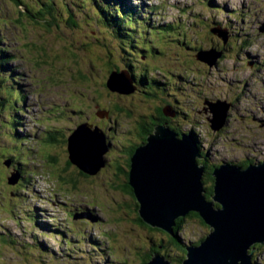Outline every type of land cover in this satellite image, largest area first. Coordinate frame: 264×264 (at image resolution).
<instances>
[{
	"label": "rangeland",
	"instance_id": "obj_1",
	"mask_svg": "<svg viewBox=\"0 0 264 264\" xmlns=\"http://www.w3.org/2000/svg\"><path fill=\"white\" fill-rule=\"evenodd\" d=\"M99 3L106 11L97 9ZM114 11L128 25L117 26L125 31L123 43L95 16L105 20ZM263 22L264 0H0V63L7 79L0 77V264H141L158 244L159 254L181 264L174 258L182 251L166 231L139 224L134 205L125 206L127 195L113 187L123 164L118 153L140 142L134 120L155 109L148 103L156 91L172 94V104L189 111L182 127L195 128L208 164L264 161ZM214 29L226 31L237 46L224 45ZM234 30L238 35H230ZM199 46L226 49L210 66L197 59ZM72 68L87 78L77 81ZM116 68L163 88L111 91L106 80ZM119 79L130 88L125 76ZM218 101L231 106L215 131L211 105L218 113ZM115 103L125 111H115ZM83 122L102 127L107 145L113 142L98 172L83 176L75 189L58 177L68 162L64 142ZM52 136L61 141L48 142ZM182 228L186 247L211 231L197 217ZM253 260L264 264V246Z\"/></svg>",
	"mask_w": 264,
	"mask_h": 264
},
{
	"label": "water",
	"instance_id": "obj_2",
	"mask_svg": "<svg viewBox=\"0 0 264 264\" xmlns=\"http://www.w3.org/2000/svg\"><path fill=\"white\" fill-rule=\"evenodd\" d=\"M259 30L264 32V22ZM213 32L227 42L226 31ZM221 56L222 52L212 48L200 51L197 58L212 66ZM122 75L129 80L130 88L119 79ZM107 87L125 94L137 89L130 74L124 71L111 72ZM218 102L222 105L218 113L208 102L215 115L211 118L215 131L224 126L231 106L226 101ZM196 142L192 133L180 136L174 129L160 125L136 149L131 158L129 184L139 204L138 212L148 225L171 234L176 219L191 211L200 214L211 231L199 244L187 246L182 264H255L254 246L264 244V161L246 167L221 163L213 171V193L208 199L203 182L205 165L198 161L203 154ZM107 149L104 133L98 127L91 129L87 122L79 124L68 138L70 161L88 174L97 173L105 163ZM145 264L172 263L156 253Z\"/></svg>",
	"mask_w": 264,
	"mask_h": 264
},
{
	"label": "trees",
	"instance_id": "obj_3",
	"mask_svg": "<svg viewBox=\"0 0 264 264\" xmlns=\"http://www.w3.org/2000/svg\"><path fill=\"white\" fill-rule=\"evenodd\" d=\"M74 1V0H73ZM94 2H97V1H94ZM85 3H86V1H85ZM19 6H21V7H24V5H23V3L21 2H19ZM101 9V11H106L105 10V8H104V6L101 4V3H99V5L97 6V9ZM97 9L95 10V12L97 11ZM108 9V8H107ZM71 10V9H70ZM71 12V11H70ZM95 16H99V18H102L101 20H102V22H101V24H104V25H102L103 27H104V29L105 30H107V31H110L111 32V34H112V36L115 38V39H119L120 40V42L121 43H123L124 42V40L122 39V37H124V34H125V31L124 32H122V34H120L119 33V28H122V27H127L128 25H127V23H126V21H125V18H120L121 16L116 12V11H114V13H112V12H110V15H107V16H105L106 17V19L104 20V17L100 14V15H98V13H95ZM86 19V18H85ZM87 20V19H86ZM20 22V21H19ZM131 23V22H130ZM215 24H217V25H219L220 23H218V22H216ZM127 25V26H126ZM172 24H170V27H169V29H171V30H173L174 29V25H172ZM117 26H119V28H117ZM132 26V25H131ZM129 26L132 30H135L134 29V27L132 26ZM128 28V27H127ZM117 31V32H116ZM213 32V31H212ZM142 33H144L143 31H142ZM214 33V32H213ZM130 34V33H129ZM215 34H217V33H215ZM230 35H238V32L236 31V30H234V31H231L230 32ZM117 36H119V37H121V38H118ZM219 36V35H218ZM220 37V36H219ZM221 38V37H220ZM121 39H122V41H121ZM135 39V38H134ZM222 39V41H223V44L224 45H228V47H231L232 49H234L236 46H237V43H231L230 41H231V36L228 38V40H227V42L225 43L224 42V40H223V38H221ZM136 41H137V44H136V47H138V44H139V41L136 39ZM126 42H127V40H126ZM244 43H247V41L246 40H244L243 41ZM243 42H241V44L243 43ZM129 43H131V42H129ZM133 45V44H132ZM193 46V45H192ZM123 47H125V48H128V45H123ZM224 47V46H223ZM222 47V48H223ZM139 48V47H138ZM155 49V48H154ZM154 49H153V51H154ZM198 51H197V56H198V54H199V52L200 51H202V50H204V49H202V47H198ZM213 49H217L218 51H220V52H222V54H223V49H226V48H223V49H218V48H214L213 47ZM5 50V49H4ZM3 50V51H4ZM132 50H134V49H132ZM142 51H147V50H144V49H142ZM127 52V51H126ZM5 53V52H4ZM3 53V54H4ZM67 56V55H66ZM196 56V57H197ZM64 57V56H63ZM11 58H12V56H11ZM62 59H64V58H61V61H62ZM198 60H200L199 58H197ZM201 61V60H200ZM60 63V62H59ZM1 65H0V73H1V76L0 77H2V81H6L7 79H6V77H4V76H6V75H4V71H5V68H4V65L2 64V63H0ZM130 68H133V67H130ZM82 70V69H81ZM124 69H119V68H116V69H112L111 70V72H113V71H123ZM68 71L72 74V77L73 78H75V79H77V81L78 80H81L82 81V79L83 80H85L87 77H86V75L82 72V74H79V75H73V68L72 69H68ZM3 73V74H2ZM17 77V75H15V74H12L11 73V76L9 77V79H11V80H14L15 81V78ZM132 78H133V81H134V84L136 85V91L137 90H139L140 92H142V89H143V87L145 86V84H150L151 86H155V87H157V88H163V87H161V86H157L156 84H155V81H154V83H152L151 81H153V80H151V81H148L147 80V78H145V76H142V74H141V76L140 77H138V75L136 74V73H134L133 74V76H132ZM179 78H182L181 76H179ZM106 86H107V80H106ZM153 89V88H152ZM166 90V88L164 87V91ZM160 92H163V91H160ZM146 93V92H145ZM148 94V93H147ZM150 94H152L154 97H157L158 99H159V101L161 102V103H168V104H172V100L170 99L171 98V96H172V94H168V95H166V96H159V92H153V93H150ZM175 99H177L176 97H175ZM125 108L126 107H122V106H120L118 103H115V105H114V109H115V111H117V112H122V111H125ZM182 109H184L183 107H181ZM177 109V107H175V110ZM180 109V108H179ZM181 110V109H180ZM185 110V109H184ZM177 111V110H176ZM185 113H189V111H187V110H185L184 111ZM183 111H181V114H182V117H183V115L185 114ZM144 117H146V116H144V115H141L139 118H137V119H135L134 120V128H136L137 129V127L139 128V129H143V127H141V125L142 124H145V122H144V120H143V118ZM190 117L192 118V115H191V113H190ZM191 122V121H190ZM180 124V127H178V128H175L176 130H177V132L179 133V135L181 134V133H183V132H186V133H192V134H194V136H196V141H197V144H198V146L200 145V140H199V138H197V132L195 131V128L193 127L191 130H189V131H186V130H184L183 129V127H182V124L181 123H179ZM178 126V125H177ZM141 131V130H140ZM183 131V132H182ZM142 132V134L144 135V140L146 141V139H147V137H148V135L150 134V131L148 132V131H141ZM140 132V133H141ZM141 134V135H142ZM142 135V136H143ZM69 138V137H68ZM59 140V138H58V136L56 137H54V136H52V137H50V139L48 140V142H50V143H54V142H56V141H58ZM59 141H61V140H59ZM62 142H64V141H62ZM65 144H68V139H67V141L65 140V142H64ZM199 148H200V146H199ZM68 151V150H67ZM134 151H136V148L134 147V149L132 150V152H131V155L133 154V152ZM201 153L203 154V156L205 155L206 156V154L201 150ZM130 155V156H131ZM49 159L51 160V161H54V162H56V158H55V156H53V155H49ZM12 161V159L11 160H9V162H11ZM199 162H201L202 164L204 163V165H205V170H204V174H203V182L207 185V181L208 182H210V186H205L204 185V188L206 189V197L208 198V199H210L211 198V196H212V193H213V187H214V177H213V171H214V168L216 167V165H210V164H208L207 163V158L205 159V160H202V159H199L198 160ZM117 162H119V159L118 158H116V163ZM16 167H17V169L19 170V165H20V161L19 162H17L16 161ZM251 163V161H243V162H241L239 165H241V166H243V167H246V166H248L249 164ZM22 164V163H21ZM73 163L70 161V158H69V153H68V162L65 164V166H64V168L62 169V171H61V175H60V177H58V180L60 179V178H62V180H63V182L66 184V185H68V186H70V187H72V186H75V189H77V183L79 182V180L84 176V177H89V175L90 174H88V173H86V172H84L82 169H80L77 165H76V167L83 173H81L82 175H80V173H79V171L77 170V172L76 171H74V170H72V168H71V166L70 165H72ZM23 165V164H22ZM130 165V164H129ZM21 172V171H20ZM72 173V174H71ZM21 177H23L24 176V174H21L20 175ZM90 178V177H89ZM74 180V182L72 183V181ZM72 183V184H71ZM112 185H113V187L115 186V187H117L118 189H120L125 195H127V197H128V201L126 202V204H125V206L126 207H128V206H131V205H134V209H135V211H136V221H138V223L139 224H142V225H144L145 227H150V228H152V229H155V228H153V227H151L150 225H148L142 218H141V216H140V214H139V212H138V208H139V204H138V201H137V199H136V197H135V194H134V191H133V188L131 187V185L129 184V173L127 172V175L125 174V171L122 169V170H118V172H117V174H116V177L115 178H113L112 179ZM2 185H0V187H1ZM6 195V194H5ZM122 208H124L123 207V205H122ZM126 213H127V211H126V209H124L123 210V214L124 215H126ZM190 217H197L199 220H200V222L203 224V225H207L206 224V222L202 219V217L200 216V214L198 213V212H193V211H191V212H189L186 216H183V217H179L178 219H176V221H175V225H174V227H173V230H174V234H171V233H169V232H166L167 234H168V242L169 243H171V244H173L174 245V247H176L177 249H179V251H182L181 252V256L179 255L178 257H176V258H174L175 259V261H177V262H179V263H181L182 264V262H183V260L185 259V256L187 255V247H186V244H184V243H182V241L180 240V236H179V233H181V231H182V227H185V224H186V221H187V219L188 218H190ZM162 230V229H161ZM163 231V230H162ZM165 232V231H164ZM204 238L205 237H202L201 239H199L197 242H195V243H192V244H194V245H197V244H199L202 240H204ZM161 244H163V243H161ZM158 245H160V244H158ZM157 245V249L156 248H150V250L148 251V252H146V254H145V256L142 258V261H143V259H145L143 262L141 261V264H145L146 262H148V260L149 259H151L152 257L151 256H154V254H156V253H159V249L161 248V245L160 246H158ZM264 246V244H256L254 247H256V249L257 248H260V247H263ZM183 253V254H182ZM151 257V258H150Z\"/></svg>",
	"mask_w": 264,
	"mask_h": 264
},
{
	"label": "flooded vegetation",
	"instance_id": "obj_4",
	"mask_svg": "<svg viewBox=\"0 0 264 264\" xmlns=\"http://www.w3.org/2000/svg\"><path fill=\"white\" fill-rule=\"evenodd\" d=\"M157 83L159 84V86H161V87L163 86V84L160 83L159 81H157ZM138 91L139 90H137L136 93ZM154 98L155 99H153V102L148 103V105L151 106V107H154L155 109H152V111L150 113L144 115V116H146V117L143 118L145 124H142L141 125V127H143V129H139L138 127H137V129L135 128V131L140 135L139 136L141 138L140 142H138V143H132V144L128 145L127 147L122 148V151L120 150L121 153L120 152H119L120 154L118 153V156L120 157V159H122V157H123V164H118L117 169L118 170L119 169L120 170L123 169L125 171V174L126 175H127V172L128 173L130 172V168H131V158H132V156H133V154L135 152L134 151L133 154L131 155L132 150L134 149V147L137 149L139 146L144 145L146 143V141H147V139H146V141L144 140V135L142 134L141 131H145V130L148 131V132L150 131V134H151L155 130V128L157 126L164 125V126H168V127L172 128V129H174L177 132V130L175 128L180 127V124L179 123L182 124V121L184 119L185 114L183 115V117H182V114H181V111H183V112L185 111L184 109H182L180 107L181 110L179 108H177L176 109L177 111H176L175 110V106L173 104L170 105L168 103H166V104L165 103H161L157 97H154ZM169 109H171L172 114H168L167 113V111H169ZM100 128H101L102 132H104L105 137H108V135L105 133V130L102 127H100ZM183 133H185V132H183ZM181 134H180V136H181ZM109 137H111V136H109ZM195 138H196V136H195ZM197 138H198V136H197ZM107 142H108V145L110 146L111 145L110 143H112L113 141L112 140L111 141L110 140H107ZM108 145H107L108 149H111V147H109ZM120 159H119V161H120ZM205 159H206V156L204 155L203 158H202V160H205ZM77 170L80 173H82L78 168H77ZM151 257H153V256H151ZM144 260L145 259H143V261Z\"/></svg>",
	"mask_w": 264,
	"mask_h": 264
},
{
	"label": "bare ground",
	"instance_id": "obj_5",
	"mask_svg": "<svg viewBox=\"0 0 264 264\" xmlns=\"http://www.w3.org/2000/svg\"><path fill=\"white\" fill-rule=\"evenodd\" d=\"M20 173V172H19Z\"/></svg>",
	"mask_w": 264,
	"mask_h": 264
}]
</instances>
